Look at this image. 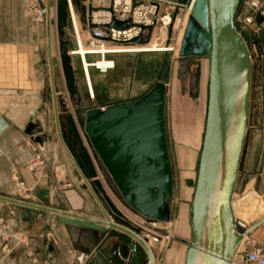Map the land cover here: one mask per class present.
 Returning a JSON list of instances; mask_svg holds the SVG:
<instances>
[{"label":"crops","instance_id":"crops-1","mask_svg":"<svg viewBox=\"0 0 264 264\" xmlns=\"http://www.w3.org/2000/svg\"><path fill=\"white\" fill-rule=\"evenodd\" d=\"M43 1L47 13L27 17L22 12L20 0H0V196L105 220L104 209L120 208L121 200L107 184L105 186L101 182L97 174L90 175L68 149L58 120L62 109L71 124L72 111L83 108L70 100L77 92L74 54L78 56L88 91L82 59L74 51L79 47L77 28L86 47L82 29L87 9L85 6L78 8V0H64L66 4L63 9L59 8L57 0ZM241 7L236 10L235 20L242 13ZM60 42L62 52L58 51ZM256 49L262 50L258 40ZM30 50L36 51L35 56ZM115 53H105L104 57H110L107 60L113 63L120 61L121 58ZM92 56L96 58L87 59L90 63L101 58L100 54H86V58ZM60 61H63L64 71ZM255 61L259 64L257 58ZM206 65L208 60L203 66L206 68ZM93 67L89 66L91 85L94 81L90 68ZM62 83L63 92L68 97L60 101L56 94L62 91ZM141 94L126 96L122 101ZM256 108L254 105L251 110ZM262 130L261 138L264 140V122ZM251 140L252 145L242 158V192L252 190L261 196L263 215L251 223V226L257 224L249 235L262 243L264 255V147L257 149L254 146L259 140V133L253 132ZM34 151L40 152L46 159L45 175L38 179L32 191L18 195L8 172L9 166L16 164L19 177L25 184L33 185L35 178L25 162ZM257 157L260 158V165L256 167ZM181 169L182 173L189 171L185 165ZM258 181L260 185H256ZM191 193L188 186L180 183L176 224L173 227L174 234L180 237L188 236L184 221L189 217ZM24 208L16 202L0 199V237H3L0 238V253L9 249L11 264H88L97 249H110L112 240L101 243L103 232L62 222L59 214L49 210L33 209L28 214ZM184 247L183 242L173 240L164 253L162 264H183ZM117 251L123 252L124 256L129 252L124 247H118ZM112 263L124 264V260L119 256Z\"/></svg>","mask_w":264,"mask_h":264},{"label":"water","instance_id":"water-1","mask_svg":"<svg viewBox=\"0 0 264 264\" xmlns=\"http://www.w3.org/2000/svg\"><path fill=\"white\" fill-rule=\"evenodd\" d=\"M259 1L264 7V0ZM65 4L59 0V8ZM238 4L239 0H195L178 49L180 57L202 55L208 60L203 130L189 217L184 221L188 236L183 264H228L239 242L233 230L230 200L245 130L250 37L246 31H236ZM254 23L264 50V17L258 11ZM113 24L122 25L117 21ZM164 98L165 86L157 81L134 99L86 108L82 122L92 149L124 203L159 221H167L172 195ZM0 199L24 206L28 214L33 209H45L59 214L62 222L103 232L101 243L112 240L110 249H97L88 264H113L116 257L123 259L118 247L130 251L128 264H144L141 246L130 241L127 230L117 224L8 197Z\"/></svg>","mask_w":264,"mask_h":264},{"label":"rangeland","instance_id":"rangeland-1","mask_svg":"<svg viewBox=\"0 0 264 264\" xmlns=\"http://www.w3.org/2000/svg\"><path fill=\"white\" fill-rule=\"evenodd\" d=\"M20 1L22 12L24 16L28 17L23 2L22 0ZM182 1L185 3V7H183L181 10L174 9L171 15V18H181V23H179L177 27H173L172 25L165 27L156 25L155 28L143 31L140 38L141 41H150V39L153 38L155 41L154 43H156L155 45L159 44L160 46H170L174 49L170 51L168 50L159 52L161 51V48L157 45V52L115 53L118 54L121 59L120 61L114 63L113 69L107 70L106 72H100L99 69L95 67L90 68L93 73L94 83L92 84V90L94 93V98H90L88 91H86L78 56L75 54L72 55L76 60L74 70L76 75L75 83L77 85V92H75L74 95L70 97V100L71 103H76L78 107L81 106L83 108L72 111L73 114L71 124L68 122L62 109L58 114L60 133L66 142V145H68V149L72 151L74 156L78 158L85 170L88 171L90 175L97 174L100 177L101 182L105 184V186L107 184L113 190L117 198L121 200V204H125L115 185L104 169V166L97 157L95 151L92 149L88 137L82 128L84 110L93 106L105 107L110 105L109 103L113 104V101L116 100L121 102L126 96L130 97L140 93L143 94V92H146L157 81L164 84L165 133L172 173V195L168 199V224H164L162 227L167 226V228L172 232L173 227L176 224L175 210L176 204L179 201L178 191L180 183H184L186 186H188L190 192H192L193 189L198 149L203 130L208 69V65H206V68L203 66L207 61V57L205 56H178V46L180 44L187 18L191 11L190 8L192 7L193 0ZM57 2L59 4V0H57ZM189 2L190 5L188 10L187 5ZM106 3V0L76 1V4L79 6L78 8L85 6L86 9H88L89 6L98 7L106 5ZM240 5H242V13L236 18V20L234 17V25L237 30L246 31L250 37L248 47L250 58V79L245 130L240 153L241 160L238 163L231 199L234 219L238 222L244 223L245 226H251L252 222L254 223L256 219L263 215L261 214L263 211V205L261 204V196H259L258 193H254L252 190L242 192L243 174L241 173V166L242 158L246 149L250 148L252 145L251 139L253 132L259 133V140L257 143H254L255 148L261 149L264 147V140L261 138L263 134L262 123L264 122V58H261L260 50L256 49L258 39L255 29L258 27L256 24L246 25L244 23V18L249 13H251V9H249L244 4H241V2L238 4V7ZM55 27L57 28L58 25ZM153 29L154 32L152 33ZM77 32L80 37L81 31L79 28H77ZM82 35L86 43L88 36L85 31V25L82 29ZM58 46V51L62 52L61 42L58 44ZM30 52H32L35 56V50H30ZM93 58L96 57L92 56L88 57L87 59L91 60ZM256 58L259 60V64L256 63ZM57 64L58 62H56V65ZM60 65L62 70L65 69L63 68V61H60ZM61 87L62 91L60 94H56L57 97H60V101H62V98L64 99L68 97L67 93L63 92V83L61 84ZM254 105L257 108L252 111L251 109L254 107ZM251 112H253V114ZM181 156L183 157L182 160L184 159L183 161H181ZM259 160L260 158L257 157L255 162L256 167L260 165ZM184 165L187 166L189 170L187 171L188 173L181 172L183 171L181 166ZM256 185H260L259 181ZM18 195L23 194L18 192ZM0 238L2 239L3 237ZM186 238L187 237H180L174 234V237L166 246L165 251L173 240H178L185 244ZM248 238L254 244H262L259 239H254L251 235H249ZM245 241L246 239L244 240L245 247L249 248L250 244H247ZM7 250L6 257L8 259L10 250ZM165 251L162 252L161 256L159 255V264H161ZM2 254H4V252L0 253V256Z\"/></svg>","mask_w":264,"mask_h":264},{"label":"built area","instance_id":"built-area-1","mask_svg":"<svg viewBox=\"0 0 264 264\" xmlns=\"http://www.w3.org/2000/svg\"><path fill=\"white\" fill-rule=\"evenodd\" d=\"M106 5L92 7L85 13V31L87 33L86 44L94 41L98 45V40L110 45L117 44H136L141 41L143 31L158 26H168L163 23V18L170 17L172 11L181 10L185 7L182 0H106ZM239 0V3L246 5L251 9L244 18L246 25H254V16L258 11L264 17V7L261 1L255 0ZM24 8L29 16H44L46 13V4L43 0H22ZM122 23L116 26L113 22ZM237 30V29H236ZM239 31V30H237ZM256 33V29H255ZM160 43V42H158ZM261 58H264V50H260ZM26 166L32 172L35 182L33 185H27L18 175V166L11 164L8 172L12 177L16 189L20 194L32 191L38 178L45 175L46 159L43 155L34 151V153L26 160ZM111 210V211H110ZM106 219L104 221L112 222L123 227L129 233L130 241L138 244L142 242L151 245L154 248V263L159 264L162 252L168 243L174 237L172 231L167 226V221H159L146 217L135 211L128 205L122 204L117 209H104ZM235 222H238L234 219ZM242 227L244 223L238 222ZM250 244L249 248L244 245V240ZM140 240V241H139ZM238 248L234 250L233 255L228 260V264H264L263 248L259 244H254L249 238L240 241ZM119 255V253H117ZM7 252L0 256V264H11L7 259ZM130 251L123 258L124 264H128L130 259ZM2 258V259H1ZM158 258V259H157ZM144 264H150L147 256H145Z\"/></svg>","mask_w":264,"mask_h":264},{"label":"bare ground","instance_id":"bare-ground-1","mask_svg":"<svg viewBox=\"0 0 264 264\" xmlns=\"http://www.w3.org/2000/svg\"><path fill=\"white\" fill-rule=\"evenodd\" d=\"M194 1L195 0H193V2H192V6L194 4ZM255 2L256 1L254 0V3ZM189 5H190V2L187 5L188 10H189ZM46 13H47V8H46ZM163 23L165 25L169 24V25H172L173 27H177L179 25V23H181V18L180 17H175V18L166 17V18H163ZM256 31H257V29H256ZM153 32H154V29H153L152 33ZM77 36H78V40H79V42H78L79 47L74 51L82 59V66L84 69L85 81H86L87 90H88L90 98H94L93 97L94 93L92 90L91 80H90V76H89V66H94L95 68L99 69L100 72H105L107 69H111L114 66V63L111 60H107V58L104 57L105 53H111V52H117V53H122V52H126V53L127 52H136V53L157 52V45L161 48V51H159V52H164V51H168V50L170 51V50L174 49L170 46H160L159 44L155 45L156 43H154L155 41L153 38L150 39V41L148 40L146 42H138L136 44H126V45L117 44L116 46H107L110 44L103 43L101 40H98L99 41L98 45L94 41H92L89 44H86V47H85L82 40H81V35L79 37L78 32H77ZM178 49H179V46H178ZM177 52H178V50H177ZM87 53L88 54H100L101 58L98 60H95L93 63H90L86 58ZM249 60H250V58H249ZM182 158L183 157L181 156V161L184 160V159L182 160ZM186 162H187V160H186ZM230 209H231V213H232L233 230H234L235 234L237 236H239V242L236 245V247L234 248V250H236L238 248L237 246L240 244V241H242L244 238H248V236H249L248 234H249V232H251V230H249L250 226L242 227L241 224H238V222L234 221L232 199L230 200ZM139 245L141 246L142 250L144 251V256H147L150 264H153L155 262L154 261V255H153V251H155L154 248L152 251L151 245L148 243H144L142 241H141V243H139ZM234 250L232 251L231 255H233ZM183 256H184V252H183Z\"/></svg>","mask_w":264,"mask_h":264}]
</instances>
